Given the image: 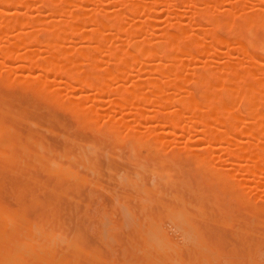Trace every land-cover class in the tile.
<instances>
[{
	"label": "rangeland",
	"instance_id": "374dc122",
	"mask_svg": "<svg viewBox=\"0 0 264 264\" xmlns=\"http://www.w3.org/2000/svg\"><path fill=\"white\" fill-rule=\"evenodd\" d=\"M28 1L32 3L31 5H33V6H32V8L31 7L30 8L33 11L29 12V10H28L29 13L27 12V14H29L31 16L36 15L34 13L37 12V10H36L37 7H38V9H39V7H41V10H42V5H38L39 1H42V0H28ZM52 1L55 4H57L58 6L64 7L65 11H64V16L62 17V19H64L66 24H68V25L65 24L64 27H62L63 25H61L62 28H57V26H55L54 28H57L60 31V32H58V34L61 35V37H62V35L66 34V37L63 36L62 38L63 39L65 38L66 40H68V42H70V43H64L65 41L61 42L58 39L60 42L57 41L56 46L58 49H62L66 54H71V52H73L72 50L81 46L79 44L80 38L78 37V40H77V37H75L76 36L75 34H74L75 36L74 35L72 36L69 34V27L73 26V21H75V19H77L76 17L73 16V14L75 13V11L81 12L82 10L94 7L93 5H91V3L92 2L95 3L96 1L95 0H78V1H82V4H79V6L73 5L72 3H70L67 0H52ZM117 1L118 0H99V2L103 4L99 7L100 11L98 9L95 11H92V9H91V11L94 13V15L100 13L101 17L106 15L104 13H101L103 11H105V13H107V14L112 12L113 14L116 15L118 22L120 23V25L123 28V29L121 28L122 30L116 34L101 36L104 38H98L97 43L100 45L102 51L99 49V52H97L96 54L91 56L92 64L95 66L93 68L97 72H100L98 74H101V70H102L101 68L104 67V66L101 67L102 61H104V59L107 58V56L106 57L104 56L105 55V52H104L105 49H108V50L110 49V51L117 50V51L122 52V53L124 51L126 53V57H127L128 55H131V49L132 48H130L131 46H127L125 43L131 35H134V34L136 35L139 33L143 37H145V36L149 37V34L157 35V34H161L162 32H168V31L170 33H173V31H171L170 29H167V25L170 23H173L175 21V19L182 23L181 27L184 28V35H190L189 39H191V41L193 43H195V42L199 43L200 42L199 36H192L191 32H190V30L193 29V27H191V25L193 23V17H194L193 13L189 10H187V12H183L182 15H178L175 12H173L171 8L173 5H175V3H173L174 0H158V3L160 2L159 6L157 7V5H156L154 7L156 10V13L154 10V13H151V15L153 17L151 16L152 18H149V19L147 16V14L149 13V10H144L141 7L137 8V12H135L133 14L127 13V15L124 16L123 14H121L118 11V9L121 7L118 6ZM123 1H126V0H123ZM127 1H130V0H127ZM141 1H142V5H143L146 0H141ZM231 1L236 2V0H231ZM113 2H115V3H113ZM132 2H133V0H132ZM137 2H138V0H137ZM118 3L121 4L120 2H118ZM155 4H157V3H155ZM254 4L255 3H252V5L250 4L251 7L253 6V8H248V9H254L255 7H258V6H256V4L255 5ZM250 5H249V7H250ZM260 5L263 6V8H264V5H262V4H260ZM225 6H221V7H225ZM21 8L23 10V7H21ZM210 9H211L210 14H214L216 12V10L213 9V7H211ZM8 10L13 11V12L15 11L10 6H9ZM8 10L5 11L6 12L5 15H0V23H3V21H5V20H10L9 15H8ZM24 10L23 11H21V9L18 10L19 14H17L14 17L10 16V18L14 19V18L19 17V16L24 17V15H23L24 13H22V12H25ZM121 12H122V10H121ZM45 13H48V15L45 14L46 16H48V18H45L46 16L43 15V16H45L44 17V21H45L44 23H45V26H48L49 20L52 21V19H50V18L54 19L55 17H53V16L51 17V14L49 12L45 11ZM76 14L77 13H75V15ZM27 17H28V15H27ZM56 17L59 18L58 15ZM69 18H71L73 21ZM45 19L48 20L47 23H46ZM54 20H57V22H58V19L55 18ZM52 22H54V21H52ZM54 23H50V24H54ZM89 25H87L86 28L89 27V29H91L92 25H90V26ZM65 26H67V27H65ZM21 28H22V30L20 29L21 31L17 30V28H16L17 32L13 31V35H14V32L16 35L18 32H19V34H21L20 32L26 33L28 31V29L26 27H21ZM67 30H68V32H67ZM10 31H4L1 34L0 44H2V42L4 43L5 40L9 39V36H11V34H12V31L11 32ZM47 32H49V30L45 31V33H47ZM146 33H147V35H146ZM218 33L222 36L224 35L223 31H220ZM41 35L43 36V33L40 34V37H42ZM187 38H188V36H187ZM154 40L151 42L153 48L151 49V54L149 55V57L143 58L140 60L141 67L139 64L137 66V68H138L137 70H136V68L133 69L134 72L131 70V68H128V67H130V64L132 62V61H130L131 59L129 60V58H128L130 56H128L127 59H128V61H130V64L128 62H127L128 64L124 62L123 66L119 67L117 69V71L119 73V77H121L120 82H118L114 79H110V81L112 80L113 83L112 82L110 83L109 81L107 83H105L107 86V89H112V87H111L112 85H114L113 87L115 88V84H116V86L122 85L123 87H125L128 90L127 92H125L124 96H129L131 93H133L137 89L139 92H141V89H143V86L146 87V85H155V86H161L162 85L163 86V84H164V86H165L166 81L168 79H171V78H167L165 76L164 77H157V76L154 77L153 76L154 79H149V78L147 79L146 78L147 77L146 76L147 70L150 71V69H153V68L156 70L161 65H163V68H164V65L166 66L169 63L165 59L158 57V55L156 54L155 49L159 45H155L157 43L154 42ZM208 41H206V42H208ZM209 43L207 45H211ZM84 45H85L84 49L87 51L89 46L87 43H85ZM84 45H82V46H84ZM89 45L91 46V45H93V43L89 42ZM207 45L205 44V47H203L200 54H197V53L192 54L191 59L190 58L181 59L182 57H179L177 55L178 49L180 46L175 44L172 47V54L173 55L175 54V56H174V60L172 59L173 61L172 60L171 61L173 63L179 64V66L182 68V71L187 73L186 69L188 68V69H190L189 72L192 73V71L194 69L196 70L197 68L203 67V66L204 67L205 66H211V67H215L216 69H219V68H221V65H224V63L226 61L227 62L232 61V60H230V59H233L231 57V55H234V56L236 55V53L234 52L235 50L233 51L230 46H229V49H231L232 51L227 49L230 52V54L228 51H227L228 53L225 52V53L229 54V55H227V54H220L219 52L214 53V51H212V48L214 49L215 46H213L211 48L210 46H207ZM231 46H232V48L235 47V45H233V44ZM31 48H34V47H31ZM37 48L38 47H36V49ZM41 48H43V47H41ZM216 48H215V51H217ZM218 50L223 51L222 48H219ZM38 52H40V51H38ZM85 55L86 54L83 52V56H85ZM81 59H80V61L77 59L79 62H77L75 64L78 71H80V69H82L84 67H88V66H86V63H84L85 60L82 61ZM241 59L243 60V57ZM234 60H236V59H234ZM0 63H1V58H0ZM158 64H160V65H158ZM241 64L245 65V63H241ZM156 65H158V67H155ZM253 66L256 67L252 61L247 67L254 69ZM161 68H162V66H161ZM3 72H4L3 68L0 67V73H3ZM184 72H182V73L180 71L175 72L173 74L174 76L172 77V75H171V77L174 80H175L174 77H176V78L177 77H184V79H186V82L188 83L192 80L191 78L193 76L191 74H186V73L184 74ZM150 73H151V71H150ZM150 73H147V74H150ZM213 73L217 77H221L223 75V73H221L220 70L213 71ZM16 74H21V76H19V79H21V80L25 79V80H29L30 82L36 83V81L32 78V75L30 78H27V76H28L27 71H21V72L17 71ZM155 78H157V79H155ZM51 79H53V77ZM57 79H56V81H57ZM134 80L135 81L139 80L140 82L139 81L138 82L139 83L142 82V85L140 87L138 86L135 90H133V89L130 90V88H131V87H129L130 82H132V81L135 82ZM261 81L264 83V78H260L259 75L255 74L252 77V79H250V81H246V85H250L253 87L254 85L255 86L258 85V83ZM169 83H170V81L168 82V84ZM6 84H7L6 82H3L0 80V124L2 126L7 127V128L9 127L8 128L9 130L11 128V132L13 133L12 142H14V144H15V147L13 149H14V152L17 156L16 157L17 161L15 163H12V164L7 163V161H4V158H2V156L0 155V194L2 195V196L0 195V209L2 210V213H6V215H4V216H8L11 219L14 218L12 220V222L15 226H14V230L13 231L11 230L12 231L11 234H10L11 226L10 227L8 226L9 229L5 230L4 232H3V227L0 228L2 230V231H0V234L2 232L4 234L6 233V235L4 236L5 240L2 241L0 239V255H1L0 256V264H2V263L5 264V262H6V264H9L8 261L3 262L2 257H3V255H5V253H15V251H17V250H14V247L16 248L19 245V243H22L21 248L19 247L20 251L21 250L22 251L21 252H19V250L17 251L20 254H18L16 252L17 256H20V258H21L18 264H30L31 262H32L31 264H42L43 262H44V264L45 263L46 264H53V263L56 264L57 262H58V264H59V262H60V264H67V263L72 264L73 262H74L73 264H76V263L77 264H89V263L90 264H102L103 261L107 264H108V261H110L112 264H115V263L116 264H122V263L123 264H125V263L126 264H150L151 261L154 262V264L157 262L159 264H165V263L169 264L168 263L169 261H167L168 259H165V257L162 258V255L166 256V254L161 252L162 255H160L158 252L154 251L152 248L147 246V244L145 242L148 239V236H147V232H148L147 230L148 229L147 228H149L148 227L149 223H150L149 226H151L152 223L153 224H158V223L161 224L162 223L161 225L158 224L159 226H161L160 229L167 232L168 237L175 244L178 245V246L176 245L177 249H181L180 254H179V252H178V254L181 257L180 259L182 260L183 264H188V263L189 264H202V258H203V260H205L204 264H212V262L215 264L216 260H218L216 264H223L222 262L224 260L229 261L230 262V263L228 262L229 264H250V262H252L253 260L254 261L252 262V264H258V263L264 264L263 263L264 262V252H263L264 251V227L262 226V225H264L263 224L264 223V195L263 196L252 195V189H254V188L264 189V173L263 172H261V173L258 172V173H255L253 175L252 174L247 175L244 172L239 171L240 176L235 177L234 180H240L243 183V185L240 186L239 190L242 192H245L247 194H242L240 191H238V192H236V191L232 192L231 191L232 195L236 194L237 196H239L238 198H234L228 192H226L227 191L226 189H224L226 191L221 189V188H223V185L221 183L220 184L217 183L216 180L213 178V176L211 175V173L208 170H204L201 167H198V165L196 163V159L192 154H190L189 152H187L185 150H178V149H180V148H176L178 146V144L173 143V141L172 142H169V141L163 142V147L166 149V152H167V153H164L165 152V151H163L164 148H153V146L149 147L146 145H140L141 147H138V146H135V144H133L128 138L122 137V135H121L122 140H120L121 137H115L112 133L107 132L106 131L107 126L103 125V124H105L104 122H105V119L107 117L113 118V117H118V116L122 115L123 116V122L121 123V125H115V126H112V128L114 130H123V129L127 130V129H129V130H133V132H135L137 134H141V135L144 134V132H147V129H145V128L148 127V124L149 125L154 124L152 121H150V119H149V121L151 123L149 121H147L148 119L145 120L144 118L140 121V123L138 122L139 123L138 125L132 123L130 118H131V114L133 112H135L134 108H133L134 106L133 107L127 106V107H124L121 109L119 108V109L115 110V112L114 111L112 112L111 109L109 108V100L112 99L113 96L110 93H108V92L102 93L100 96H98L96 98V100L98 101V103H97L98 106L95 107V109L92 111L94 113L96 112L99 120L96 122L94 121V123L90 122L92 124H90L89 122L84 124V123H81L80 121H78L77 117L72 113V111L69 110V112H68V109H66L64 107L61 108V106L52 103L47 97H45L39 93H36L35 91H33L29 88L22 87L18 84H15V83H14V86H12L13 82L8 83L9 86H7ZM51 85H53V82H51ZM74 86H76V85L74 84ZM51 87L53 88V86H51ZM76 87H74L73 93L70 94L69 89H67V87L64 84H62L61 88L59 89V93L57 94V97L60 100H64L66 98H67V100L79 99L78 101L82 104V106L84 108H86L90 104H92V102H90L88 99L91 96H93L92 95L93 91L91 89L88 90L87 88L83 89V91H82L80 89L78 90V88H76ZM76 90H78V91H76ZM33 93H35L37 98L38 97L39 98L38 99L35 98L36 97L35 95H34L35 97H33ZM93 94H94V92H93ZM176 94L178 96H181V95H183V92H182V90H180V91L176 92ZM256 95H257V98H259V97L264 98V93L261 94L260 96H258L259 94H255L254 97ZM149 96L148 97L151 100V104H153V100H155V99L158 100L159 98H161V96L164 98L163 95H161V96L160 95H153V96L149 95ZM239 97L235 96L233 99V102L238 103L237 100ZM90 100H91V98H90ZM147 101L149 102V100H147ZM149 105H150V103H149ZM149 105L147 107L145 106L146 111L151 112L153 109H155V110L157 109L156 108L157 104L155 105V107H153L152 105L151 106H149ZM43 107H44V109L46 108L44 111H47V112H44L42 110ZM177 108H178L177 106H168V107H166V110H164V111H165V113H166V111H168V112L173 111L174 112ZM51 110L52 111L54 110L53 114H52ZM55 111H56V114H55ZM164 111H160V112H164ZM173 112H171V113H173ZM65 115L66 116L68 115V116L66 117ZM147 115L151 116L152 114L147 113ZM150 116L149 117L146 116V117L150 118ZM230 116H232V112L230 113ZM74 117H76V118H74ZM233 117L235 118V124L238 125L237 127L241 126V124L243 122L247 121V118L242 117L241 115H233ZM54 121H56V122H54ZM29 122H31L34 125H32L31 123H30V125H28ZM96 123H102V125L100 124V126H99L97 124L98 125L97 126ZM146 124H147V126H146ZM93 125H96L98 129L96 130V128H95L96 126H93ZM33 127H35V128H33ZM40 128L43 130H41ZM257 128L258 129H264V121H261V124H257ZM44 129L46 132L44 131ZM198 129L199 128H197V130ZM164 130L168 131L169 129H166V128L163 129L162 128V131H164ZM160 131H161V129H160ZM56 133H58V134L56 135ZM193 133H195V131L194 132L188 131L187 133H185L183 135L182 134L181 135L176 134L177 135L176 139L180 143V145H183V143L188 142V141H191V143H192L195 140L197 141L196 143L198 146L203 145L204 141L200 140L198 138V136L197 135L195 136V134H193ZM59 135H63L64 137L59 136ZM164 136L168 140H170V138H168L170 136L167 137V134H164ZM40 137H42L43 139ZM59 137H60V139H59ZM29 138H30V140H32V142H30V140L29 141L27 140ZM65 138H68V140ZM71 138H73V139H71ZM249 140L250 139H248L247 137L241 136L242 143L247 142ZM39 143H41V145ZM72 143H73V145H72ZM253 143L255 144V146H257V145L263 146L264 145V141L261 138H256L255 141H253ZM81 144H84V145H81ZM20 145L23 146L25 148V150L26 149L28 150V151L26 150L27 151V154L25 155L26 157L23 155V151H21L22 149L21 150L19 149ZM37 145L38 146L40 145L42 147L39 149L40 146L38 147ZM86 146H90V147L87 148ZM216 146L217 147L215 148L214 152L211 154V157L208 160V163L215 166V167H222L223 166V168L224 167L228 168L229 166H227V164H226L227 162L225 161L226 153H224V151L222 149V144L218 143ZM91 147L93 148V150L94 149L95 150L92 151ZM129 147L131 148V151L134 154L131 153ZM20 148H22V147H20ZM42 148H43V150H42ZM48 148H49L50 154H52V156L49 155ZM232 148L233 147H231V149ZM96 149H98V150H96ZM87 150H90L91 152L87 151ZM171 150L176 154V156L172 160H171V158H172L171 157ZM68 151H70L69 153H71V154L68 155ZM58 152H59L60 156H58ZM89 152H90V154H89ZM93 152H95V155H93L94 154ZM53 153H55V154H53ZM83 153H84V156L86 157L87 161L84 159ZM33 154H37L38 156H40V157H38L39 161L37 162V164L35 163L36 155H33ZM104 155L105 156L107 155L106 156L107 158ZM33 158H34V162H32ZM47 158H48V160H47ZM73 158L75 160H72ZM118 158L121 160H118ZM19 159H20V161H19ZM106 159H108V161ZM245 159H247V158H245ZM41 160H43V161H41ZM52 160H53V162H52ZM57 160H58V162H57ZM84 160L86 161V163ZM71 161H74V163L76 165L74 163H71ZM240 161L238 163L239 165H240V163H241V165L243 163L251 164L250 162H248V160H240ZM22 162L24 163V167L22 165ZM87 162H88V164H87ZM46 163H49V166ZM17 164H18V166H17ZM39 164H42V165L38 166ZM26 165H27V168H25ZM91 165H92V168H91ZM58 166H61L62 168L59 167V169H61L63 171H65V169H67L65 167H68L69 168V169H67L68 172H69V170L71 173L73 171L72 174H74V175L77 173L76 177L79 179L81 178V176H84L86 178H84V177L83 178L86 181L84 179H82V180L78 179L77 180V179H75L74 175H73V177L69 176V178H68V175H65L64 172H62L64 174V176L67 178L66 179L63 175L61 176V173H60L61 171L57 172L58 175H52L51 176L48 174L49 170H51V172H53L52 170H55L53 173H55L57 170H59V169H57ZM141 166H142L143 171L140 170ZM29 167L30 168L32 167V168L30 169ZM51 167H53V168L50 169ZM54 167H56L57 170ZM93 167H94V169H93ZM153 167H154V169H153ZM79 168H80V170H79ZM32 169H34V170H32ZM41 169H42V171H41ZM85 169H86V171H85ZM89 169H90V173H92V174L89 173V171H88ZM105 169H106V171H105ZM108 171H110V173ZM152 171L153 172L155 171V173H151ZM97 172H98V174H96ZM59 173H60V175H59ZM120 173L122 175H124V176H122V178H120L121 177ZM167 173L169 175V179L165 180L166 179V178H164L165 176L162 177L161 174L164 175ZM96 175H98V176H96ZM119 175H120V177L118 178ZM168 175H167V177H168ZM58 176L63 177V178L59 179ZM91 176H92V178H91ZM125 177L130 182H127V181L125 182V180H126ZM27 178H28V180H27ZM162 178L164 179V181L166 183L161 181ZM73 179H74V181H73ZM108 179H110V180L108 181ZM119 179L120 180L122 179V181H119ZM123 181L125 182V184L123 183ZM134 181H135L136 186L134 185ZM152 181H154V182L152 183ZM182 181L184 184L182 183ZM119 182H121V183H119ZM83 183H86V184L83 185ZM88 183H90V185L91 184L92 185L90 186V185H88ZM93 184L96 185L97 187H100V189L96 188V186H94ZM121 184L123 187L120 186ZM141 184H143L144 186H142ZM150 184L151 185L153 184L155 188L153 187V185H152L153 188H151ZM126 185L128 187H126V189H125ZM130 186H132L133 188ZM145 186H147V188ZM186 186H187V188H186ZM70 187H71V189H70ZM130 188H132V189H130ZM50 189H52V191ZM141 189H143V190H141ZM101 190H104L105 192L101 191ZM228 190L230 191L231 188H228ZM107 191L110 195H108ZM158 191L160 192V194L158 193ZM191 191H194V194H193V192L191 194ZM142 193H143V195H142ZM144 193L146 194V196L144 195ZM157 194H159L160 196L159 195L157 196ZM63 195H65L66 197ZM122 196H126L127 198L122 197ZM168 196L170 197V199L168 198ZM187 196H188V198H187ZM226 196H227V198H226ZM114 197H115V199H114ZM174 197H176V198H174ZM146 198H147V200H146ZM117 199H118V201H117ZM148 199L150 200V202H152L151 204H150ZM76 200L78 201V203ZM100 200H101V202H99ZM113 200H116L119 204L116 203V201L114 202ZM182 200L184 201L185 211L182 210V207H183L182 206L183 205ZM214 200H216V201H214ZM141 201L143 203H141ZM133 202H135V203H133ZM179 202H181L182 205L179 204ZM114 203H115V205H114ZM122 203H124V204H122ZM148 203L150 204L151 208H149ZM225 203H227V205H225ZM143 204H145V205H143ZM188 204H190V205H188ZM85 205H88L89 208L86 206V209L88 208V211L85 209ZM160 205L163 207H160ZM190 206L195 208V210H193L192 207L190 208ZM142 207L143 208L145 207L146 210L144 211V209ZM14 209H16V210H14ZM166 209L168 210V212ZM169 209H171V210L169 211ZM178 209L180 211L182 210V212H183L182 216L180 214H177L180 218H178V216L176 215V218L174 220H172L171 214L174 211H175V213H177V212L182 213V212L178 211ZM85 210H86V212H85ZM128 210H129V213H128ZM211 210H212V212H210ZM124 211H125V217L123 219L122 217H123ZM186 211H188V214L191 215L192 217L191 216L187 217L188 214H186ZM170 212H171V214H170L171 216L170 217L168 216V218H167V215H169ZM197 212H198V214H197ZM2 213H0V217L2 216L1 215ZM10 213H13L14 216ZM107 213H109L108 218H109L110 222H108L109 220H107V217L105 216V215H107ZM130 214H132L133 216H131ZM184 214H186V216ZM199 214L201 216H203L202 219H201ZM21 215L24 217H22ZM103 215H104V217H103ZM113 216H115V217H113ZM193 216H195V218H193ZM19 217H22V218H19ZM105 217H106V219H105ZM131 217L134 219L132 220ZM147 217H148V219L152 218L151 220L154 221L155 223L152 221H151L152 223L149 222L150 220L148 221V219H146ZM158 217H159V219H158ZM184 217L186 219L185 220L186 222L183 219ZM227 217L231 218L232 220L228 219ZM252 217L254 218L253 222L251 221L253 219ZM23 218L25 219V221H20V220H24ZM125 218L127 221L134 224L133 225L130 223L133 227L131 225H129V228H127L128 222L126 221V223H125ZM143 219H145V220H143ZM177 219H178V221H177ZM180 219L182 222L180 221ZM261 220H263V222ZM134 221H136V222L139 221V223H138L139 225L136 222H135L136 223L135 224ZM143 221L145 222L144 225H143ZM187 221H188V223H190L191 227L193 226L195 228L196 234H198V236L201 237L202 241L205 242V244H203L200 241V239H198L197 236L195 238H194V236L192 237V234L195 232H190V230L188 233H191V234L186 233L187 231L183 232L185 229L189 228V224L188 225L185 224V223H187ZM221 221H222V224H221ZM223 221H225L226 224H228V222L231 221V224L230 223L228 224V225H230V228L229 227L227 228L228 225H226ZM103 222H105V223L103 224ZM175 222H177V225ZM205 222H207V223H205ZM251 222H252V224L254 223L253 226L251 225ZM122 223H123V226L125 223L124 227L122 226ZM178 223H180V226ZM109 224H110V226H109ZM183 224H185L186 227ZM257 224H259V225H257ZM112 225H114V226H112ZM174 225L179 226V227L176 228ZM200 225H203V226H200ZM223 225L225 227H223ZM21 226H23V229H21ZM102 226H103V228H102ZM138 226H139V228H142V227L143 228L140 230L138 228ZM168 226H170V227H168ZM25 227H26V229L28 228L26 230V233L24 230ZM46 227H47V230H46ZM19 228H20V230H19ZM37 228H40V230H37ZM104 228L107 230L106 232L108 234V235L106 234V237H105L106 232L104 231L105 230ZM110 228L115 229L116 231L114 230V232H113V230H112V232H109ZM124 228H126V229L124 230ZM181 228H183L184 230ZM48 229H50V230H48ZM118 229L120 230V232ZM134 229L136 232L134 231ZM143 229H144L145 234L142 232ZM22 230H24V231H22ZM181 230H183V231H181ZM235 230H237L238 232H236ZM239 230L240 231L242 230V232H244V233L240 232ZM14 231H15V233H14ZM50 231H52V233ZM102 231H103V233H102ZM174 231H176V232H174ZM181 232H183V233L181 234ZM18 233H20V234L18 235ZM33 233L35 234V236L32 237ZM40 233L43 235V237H45L44 234L47 235L46 240H44L45 238H43V237H38L41 235ZM101 234L103 235V238H102ZM253 234H254V236H253ZM48 235L52 238L53 237L56 238V244H55L54 238L53 239L51 238V240L48 239L49 238ZM182 235H183V240H182ZM186 235H189V236H186ZM193 235H195V234H193ZM24 236H25L26 240L24 239ZM56 236H58V237H56ZM60 236H62L63 238L65 237V238L63 239ZM73 236H74V238H77V237L78 238L76 240H74ZM110 237H112V238H110ZM139 237L141 239H139ZM184 237L186 238L185 240L187 242L184 240ZM191 237L193 240L192 239L189 240ZM6 238H7V240H6ZM28 239L29 240L32 239V241L30 240V242H27ZM108 239H110L111 243L114 241H116V242L114 244H110ZM142 239H144L145 241ZM68 240L70 242L69 243L70 248H68V245H65V244H68ZM106 240H107V242H106ZM112 240H114V241H112ZM132 240H133V242H132ZM15 241L18 242L17 246H16L17 242L15 243ZM36 241H37L38 245H37ZM102 241L106 242L105 245H104V242H102ZM120 241H121V243H120ZM182 241H183L184 245H187L185 249H184L185 246L182 244ZM189 241L191 244L189 243ZM24 242L26 244L30 243L29 244L30 246L32 244L31 251L30 250L28 251V248L26 249V247H25L26 244ZM50 242H52V243H50ZM197 242H199V243H197ZM10 243L12 245H15V246L13 247L12 245H10ZM23 244H25V246ZM73 244H74V247L77 244L76 247H79V249H78L79 251L77 250V252H75L76 247L74 248ZM194 244H195V246H197V244H200L201 246L198 245V247L200 246V248L202 247L203 249L199 250L198 247L197 248L195 247L196 249L193 248ZM55 245H56V247H55ZM181 245L184 247H180ZM30 246L27 245V247H29V249H30ZM37 246H38V249H37ZM47 246H48V248H47ZM40 247L41 248L43 247L45 249L42 251L43 248L41 249ZM71 247L73 248V250ZM106 247L108 249L111 248V252ZM123 247L124 248L126 247V248L124 249ZM130 247L133 249H131ZM39 248H40V250H39ZM137 248H138V252H137ZM204 248H206V249H204ZM49 249L52 252L51 251L49 252L48 251ZM122 249H124L123 251L126 252V254L124 253L125 255L122 254V252H123V251H121ZM13 250H14V252H13ZM80 250L83 251V253L81 252L82 254L80 253ZM206 250L207 251L209 250L208 254H209V252H210V254H211V252H213L211 255H214V256L218 255V256H215V257L213 256V258H212L209 254L208 256H210L211 257L210 258L207 256V254L205 252ZM41 251L43 252V254ZM139 251L141 252V254ZM142 251L149 253L153 257V259L155 258L154 259L155 261L151 258V256L149 254L145 253L146 255L150 256V257L146 256L147 258H150V260L148 259L149 261H146L147 258H145V256H144L145 254H144V252L142 253ZM200 251H203V253H205V254H203L202 252L200 253ZM1 252H3V253H1ZM30 252H32L33 253L32 255L33 256L35 255V257L39 256L38 259L36 258V260H35L32 257V255L29 254ZM53 252H55V253H53ZM87 252H88V254H87ZM155 252L157 253L156 255H155ZM215 252H217V254ZM260 252H262V253H260ZM21 253L22 254L24 253V254L21 255ZM128 253H130L131 255ZM48 254H51V256ZM60 254H62L63 257H62V255L60 256ZM85 254H87V255H85ZM89 254H91V255H89ZM257 254H259L260 258H262V259H260ZM77 255L79 256L78 257L79 260L77 258ZM95 255H96V257H93V259L97 260V262L94 261L90 257V256H95ZM262 255H263V257H262ZM29 256L31 259L29 258ZM74 256L76 258H74ZM175 256H176V254L173 252L167 254V257H170V258L172 257V259H175L177 257V256L176 257ZM107 257H109V258H107ZM59 258H60V260H59ZM219 258H222L223 260L219 259ZM237 258H238V261H237ZM23 259L24 260L26 259V260L23 261ZM33 259L35 261H32ZM42 259H44L45 261ZM53 259H55V260H53ZM72 259H74V261ZM123 259H124V261H123ZM211 259H212V261H211ZM40 260L43 262H41ZM51 260H53V261H51ZM77 260H78V262H77ZM258 260L261 262H259ZM140 261H142V262L140 263ZM170 261H172V260H170ZM174 261H172V262L175 264ZM12 262L13 261H11V263ZM105 263H103V264H105ZM111 263H109V264H111ZM224 263L226 264V262H224Z\"/></svg>",
	"mask_w": 264,
	"mask_h": 264
},
{
	"label": "bare ground",
	"instance_id": "6f19581e",
	"mask_svg": "<svg viewBox=\"0 0 264 264\" xmlns=\"http://www.w3.org/2000/svg\"><path fill=\"white\" fill-rule=\"evenodd\" d=\"M67 1H69L70 3H72L75 6H79V4H82V1H78V0H67ZM95 1H96L95 2L96 4L91 1L92 2L91 5H93L94 7L82 10L81 12L75 11V13H77L76 15H75V13L73 14V16L77 18V19H75V21H73L71 18H69L73 21V26L69 27V34L72 36L75 34L76 36L75 35L74 36L77 37V40L79 37L80 38L79 44L81 46L72 50L73 52H71V54H66L62 49H58L56 46L57 41H59V40L61 42L65 41L64 43H70L65 38L64 39L62 38L63 36L66 37V34L62 35V37H61V35L58 34V32H60V31L57 29V28L64 27V25L66 24L64 19H62V17L64 16V11H65L64 7L58 6L52 0H42V1H39V3H38V5H42V10H41V7H39L40 10L37 7V9H36L37 12L34 13L36 15L31 16V15L27 14V12H28V10H29V12L33 11V10H31L33 5H31L32 3L29 2L28 0H25V1L24 0H0V15H5L6 14L5 11L8 10L9 6L15 10L14 12L8 10V15H9L10 20H5V21H3V23H0V36L4 31H10V30L12 31V34H11V36H9V39L5 40L4 43L2 42V44H0V58H1L0 67H2L4 70L3 73H0V80L3 82H6L7 86H9L8 83L13 82L12 86H14V83H15V84H18L22 87L29 88V89L35 91L36 93H39V94L47 97L52 103L61 106V108L64 107V108L68 109V112H69V110L72 111V113L77 117L78 121H80L81 123H84V124L88 123V122L94 123V121L96 122L99 120L96 112L94 113L92 110H94L95 107L98 106V104H97L98 101L96 100V98L98 96H100L102 93L108 92L113 96V98L109 100V108L111 109L112 112L113 111L115 112V110H117L119 108L121 109V108H124L127 106H132V107L134 106L133 108H134L135 112H133L131 114V118H130L132 123L138 125L140 123V121L144 118L145 120L148 119L147 121H149V119H150V121H152L154 124L153 125L148 124V127H146L147 126V124H146L145 129H147V132H144V134L141 135V134H137V133L133 132V130H129V129H127V130H125V129L114 130L112 128V126L121 125V123L123 122V116L122 115L118 116V117H113V118L107 117L105 119V122H104L105 124H103V125L107 126L106 127L107 132L112 133L115 137H121V135H122V137L128 138L133 144H135V146H138V147H141L140 145H146L149 147L153 146V148H164L163 147L164 141H169V142L173 141V143L178 144V146L176 147V148H180L178 150H185V151L189 152L190 154H192L196 159V163H197L198 167H201L204 170H208L211 173V175L213 176V178L216 180V182L219 184L221 183L223 185V188H221L222 190L226 189L227 191L226 190H224V191L228 192L234 198H238L239 196H237L236 194L232 195L231 191L232 192H234V191L238 192V191H240L239 190L240 186L243 185V183L240 180H234L235 177L240 176L239 171H242L247 175H251V174L253 175V174L258 173V172L264 173V145L263 146L262 145L255 146V144L253 143V141H255L256 138H261L264 141V129H258L257 128V124H261V121H264V98L263 97L257 98V95L254 97L255 94H259L258 96H260L261 94L264 93V83L261 81L258 83V85H256V86L254 85L253 87L250 85H246V81H250V79H252V77L255 74L259 75L260 78H264V8H263V6L260 5V4L264 5V0H239V1L236 0V2H232L231 0H174L173 3H175V5H173L171 8L173 12H175L178 15H182L183 12H187V10H189L193 13L194 17H193V23L191 25V27H193V29H191L190 32H191L192 36H199L200 42L199 43L198 42L193 43L191 41V39H189L190 35H184V28L181 27L182 23L175 19V21L173 23H170L167 25V29H170L171 31H173V33H170L168 31V32H162L161 34H157V35L149 34V37H147L145 35H144L145 37H143L142 35H140L138 33L136 35L135 34L131 35L128 38V40L126 41L125 44L127 46H131L130 48H132L131 49V55H128L130 57L127 56L129 58V60L131 59L130 60V61H132L131 64H130V61H128V59L126 57V53L124 51L122 53V52H119L117 50L110 51V49L109 50L105 49L104 50V52H105L104 56L105 57L107 56V58L104 57L105 59L101 63V67L104 66L103 68H101L102 69L101 74H98L100 72H97L93 68L95 66L92 64V59H91V56L96 54L97 52H99V49L102 51L100 45L97 43V40H98V38H104L101 36L116 34L119 31H121L123 28L120 25V23L118 22L116 15L113 14L112 12L107 14V13H105V11H103L104 10L103 9L102 10L103 12H101V13L106 14L105 16L101 17L100 13L94 15V13L92 11H95L97 9L99 10V7L101 5H103L102 3L99 2V0H95ZM118 2H120L121 4H119ZM113 3H115V2H113ZM155 3H157V4H155ZM252 3H255L256 6H258V7H255L254 9H248V8H253V6L251 7ZM117 4L119 7H121V8H119L120 10L118 9V11L121 14H123L124 16L127 15V13L133 14V13L137 12L138 7H141L144 10H149V13L147 14L148 19H149V18L153 17L151 15V13H154V10H155L154 7L156 5L158 7L160 2L158 3V0H146L145 3L142 5L141 0H138V2H137V0H135V1L133 0V2H132V0H130V1H127V0L126 1H123V0L119 1L118 0ZM249 5H250V7H249ZM221 6H225L226 8L221 7ZM21 7H23V10L25 9L24 10L25 12H22V13H24L23 15L25 18L23 16L22 17L19 16V17H16L14 19H11L10 16L14 17L17 14H19L18 10L21 9V11H23ZM211 7H213V9L216 10V12L214 14H210V10H211L210 8ZM91 9H92V11H91ZM121 10H122V12H121ZM45 11L49 12L51 14V17L53 16L56 19H58V22H57V20H54L55 18L54 19L50 18L55 23L52 22L51 20H49L50 23H54V24H50L48 22V26H45L44 17L46 15H48V13H45ZM155 13H156V10H155ZM27 15H28V17H27ZM43 15H45V16H43ZM57 15L59 16L60 19L56 17ZM45 18H48V16H46ZM47 21L48 20H46V23H47ZM89 24L92 25L91 29H89V27L86 28V26ZM61 25H63V26L61 27ZM66 25H68V24H66ZM55 26H57V28H54ZM21 27H26L28 29V31L26 33L20 32L21 34H19V32H18L15 35V32H17L16 28H17V30L21 31L22 30ZM65 27H67V26H65ZM46 30H49V32L45 33ZM13 31H15L14 35H13ZM220 31L224 32L223 36L218 33ZM67 32H68V30H67ZM41 33H43V36L41 35L42 37H40ZM146 35H147V33H146ZM187 36H188V38H187ZM153 40H154V42L157 43L155 45H159L155 49V52L158 55V57L165 59L169 63L166 66L164 65V68H163V65H161L162 68H161V66L158 67V65H160V64L156 65L155 67H158V68L156 70L154 68L150 69L151 73H150V71L147 70V72H146L147 77L146 78L147 79L148 78L154 79L155 76H157V77H164L165 76L167 78H171V79H168L166 81L165 86H164V84H163V86L162 85L161 86L146 85V87L143 86V89H141V92H139L138 89L137 90H135V89L138 86L140 87L142 85V82L139 83L140 82L139 80H137V81L134 80L135 82H133V81L130 82L129 87H131L130 90L133 89L135 91L133 93H131L129 96H124L125 92H127L128 90L125 87H123L122 85L116 86V84H115V88L113 87L114 85H112L111 86L112 89H107V86L105 83H107L108 81L110 83L111 82L113 83V81L112 80L110 81V79H114V80L120 82L121 77H119V73H118L117 69L119 67H122L124 62L125 63L128 62L130 64V67H128V68H131L132 71L135 68L137 70L138 69L137 66L139 64L141 67L140 60L143 58L149 57V55L151 54V49L153 48L151 42ZM206 41H208V42H206ZM89 42L93 43V45L90 46ZM85 43H87L89 46L87 51L84 49ZM208 43L211 45H207ZM175 44L180 46L178 49L177 55L179 57H182L181 59H188V58L191 59L192 54H196V53L200 54L203 47H205V44L207 46H210L211 48L213 46H215L214 49L212 48V51H214V53L219 52L220 54H227L229 52L228 50L232 49L233 51L235 50L234 52L236 53V55L235 56L231 55V57L233 59H230V60H232V61H228V62L226 61L227 63L225 62L224 65H221V68H219V69H216L215 67H211V66H205V67L203 66V67L197 68L196 70L194 69L192 71V73L189 72L190 69L187 68L186 69L187 73H186V72L182 71V68L179 66V64L172 62L174 60V56H175V54L174 55L172 54V47ZM232 44L235 45V47H233L234 49L231 46ZM82 45H84V46H82ZM229 46L231 47V49H229ZM31 47H34V48H31ZM36 47H38L40 50L38 48L36 49ZM41 47H43V48H41ZM215 48L217 51H215ZM219 48H222L223 51H219L218 50ZM37 50L40 52H38ZM83 52L86 54L85 56H83ZM225 52H227V53H225ZM229 54H230V52H229ZM229 54H227V55H229ZM242 57H243L244 61L241 59ZM77 59L79 61H80V59L82 61L85 60L84 63H86V66H88V67H84V68L80 69V71H78L77 67L75 66V64L77 62H79ZM234 59H236V60H234ZM252 61H253L254 65L256 66V67L253 66L254 69L247 67ZM241 63H245V65H242ZM217 70H220L221 73H223V75L221 77H217L213 73V71H217ZM17 71L18 72L27 71L28 72L27 78H30L32 75V78L36 81V83L30 82L29 80H25V79L24 80L19 79V76H21V74H16ZM178 71H180L181 73L184 72V74L185 73L191 74L193 76L191 78L192 80L187 83L186 79H184V77H177V78L174 77L175 80L172 79V77L174 76L173 74L175 72H178ZM147 73H150V74H147ZM171 75H172V77H171ZM52 77H53V79H51ZM56 79H57V81H56ZM155 79H157V78H155ZM169 81H170V83L168 84ZM51 82H53V85H51ZM62 84H64L67 87V89H69L70 94L73 93V91H74L73 89L76 86H77L76 88H78V90L80 89L82 91L85 88H87L88 90L91 89L94 92V94L92 92L93 96L90 97L92 101L90 100V98L88 100L90 102H92V104H90L88 107L84 108L82 106V104L78 101L79 99L67 100V98H66L64 100H60L57 97V94L59 93V89L61 88ZM74 84L76 86H74ZM51 86H53V88ZM78 90H76V91H78ZM180 90H182L183 95L178 96L176 94V92H178ZM34 95H35V93H33V97L36 96V95L35 96ZM149 95H152V96L153 95H160V96L163 95L164 98L161 96V98H159L158 100L157 99H155L156 101L153 100V104H151V100L149 99V97H150ZM235 96H237V97L240 96L237 100L238 103L233 102V99ZM35 98H37V96ZM147 100H149V102ZM149 103H150V105H149ZM148 105L149 106L152 105L153 107H155V105H156L157 109L156 110L153 109L154 111L152 110L151 111L152 113L148 112L145 110V108ZM168 106H177L178 108L174 112L171 111L173 113H171L170 111L169 112L166 111V113H165L164 110H166V107H168ZM45 109H44V107L42 108L43 111ZM160 111H164V112H160ZM44 112H47V111H44ZM231 112H232V116H230ZM53 113H54V110L52 111V114ZM147 113H150L152 115L151 116L147 115ZM55 114H56V111H55ZM233 115H241L242 117H246L247 121L243 122L241 124V126L237 127L238 125L235 124V118L233 117ZM146 116L147 117L150 116V118H147ZM76 117H74V118H76ZM54 122H56V121H54ZM30 123L31 122H29L28 125H30ZM102 123H96V125L98 124L100 126V124L102 125ZM90 124H92V123H90ZM32 125H34V124H32ZM96 125H93V126H96ZM97 126L95 127L96 130L98 129ZM8 128L5 126H2L0 124V155L2 156V158H4V161H7V163L12 164V163H15L17 161V158H16L17 156H16L14 149H13L15 147L14 142H12L13 133L11 132V128H10V130ZM33 128H35V127H33ZM162 128L163 129L166 128L169 130L168 131H166V130L162 131ZM197 128H199V129L197 130ZM160 129H161V131H160ZM41 130H43V129H41ZM44 131H45V129H44ZM188 131H193V132L195 131V133H193V134H195V136L197 135L200 140L204 141L203 145L198 146L196 143L197 142L196 140L194 141L195 143L194 142L191 143V141H188V142L183 143V145H180V143L176 139L177 138L176 134H180V135L182 134L183 135V134L187 133ZM57 134L58 133H56V135ZM164 134H167V137L170 136V137H168V138H170V140H168L164 136ZM59 136H63V135H59ZM241 136H245L248 139H250L251 141L249 140L247 142L242 143ZM122 137L120 140H122ZM40 138H42V137H40ZM59 139H60V137H59ZM65 139L68 140V138H65ZM71 139H73V138H71ZM27 140L29 141L30 138ZM30 142H32V140H30ZM218 143L222 144V149H223L224 153H226L225 156H226V159L227 158L228 159L227 160L225 159V161L227 162L226 163L227 166H229L228 168H225V167L223 168V166L222 167H215V166L208 163V160L210 159L211 154L214 152L215 148L217 147L216 145ZM39 144L41 145V143H39ZM72 145H73V143H72ZM81 145H84V144H81ZM20 147H22V148H20ZM20 147H19V149L20 150L22 149L21 151H23V155L25 156L27 154L28 150L26 149L27 150L26 151L25 148L21 145H20ZM41 147L42 146H40L39 149ZM86 147L88 148L90 146H86ZM231 147H233V148L231 149ZM42 150H43V148H42ZM48 150H49V148H48ZM94 150L92 148V151H94ZM96 150H98V149H96ZM87 151H90V150H87ZM130 151H131V148H130ZM163 151H165L164 153H167L165 148ZM69 152L70 151H68V155L71 154ZM90 152H89V154H90ZM95 152H93L94 153L93 155H95ZM131 153L134 154L132 151H131ZM53 154H55V153H53ZM33 155H36L35 163L37 164V162L39 161L38 157H40V156H38L37 154H33ZM49 155L52 156V154H50V150H49ZM58 156H60L59 152H58ZM83 156H84V153H83ZM175 156H176V154L171 150V157H172L171 160L174 159ZM245 158H247V159H245ZM84 159L87 161L85 156H84ZM47 160H48V158H47ZM72 160H75V159L73 158ZM106 160L108 161V159H106ZM118 160H121V159L118 158ZM240 160H248V162H250L251 164L243 163L241 165V163H240V165H239L238 163ZM19 161H20V159H19ZM41 161H43V160H41ZM86 161H85V163H86ZM32 162H34V158H33ZM52 162H53V160H52ZM57 162H58V160H57ZM71 163H74V161H71ZM46 164H48V166H49V163H46ZM87 164H88V162H87ZM22 165L24 167L23 162H22ZM40 165H42V164H39L38 166H40ZM92 165H91V168H92ZM17 166H18V164H17ZM59 167H61V166H58L57 169H59ZM25 168H27V165ZM52 168L53 167H51L50 169H52ZM54 168L56 169V167H54ZM65 168L69 169L68 167H65ZM42 169H41V171H42ZM67 169H65V171L59 169L55 173H53L55 170H52L53 172H51V170H49L48 174L51 176L52 175H58L57 172L61 171L60 172L61 176L62 175L64 176V174H65V175H68V178H69V176L73 177V175H74V174H72L73 171L71 173L70 170L68 172ZM86 169H85V171H86ZM93 169H94V167H93ZM153 169H154V167H153ZM32 170H34V169H32ZM79 170H80V168H79ZM140 170L143 171L142 166L140 167ZM88 171L90 173V169ZM105 171H106V169H105ZM62 172H64V174ZM108 172L110 173V171H108ZM60 173H59V175H60ZM151 173H155V171L154 172L152 171ZM90 174H92V173H90ZM96 174H98V172ZM167 175H168V173L164 174V175L161 174L162 177L165 176L164 177V178H166L165 180L169 179V175H168V177H167ZM74 176H75V179H77V180L79 179L76 177L77 173ZM96 176H98V175H96ZM122 176H124V175L121 174V177L119 175L118 178L119 177L122 178ZM83 177L84 176H81V178L79 180L86 178V177H84V178ZM58 178L61 179L63 177L58 176ZM91 178H92V176H91ZM27 180H28V178H27ZM109 180L110 179H108V181ZM73 181H74V179H73ZM119 181H122V179L121 180L119 179ZM126 181L130 182L127 180V178H126L125 182ZM161 181L165 182L163 178L161 179ZM125 182L123 181L124 184H125ZM153 182L154 181H152V183ZM119 183H121V182H119ZM182 183H183V181H182ZM84 184H86V183H83V185ZM88 185H90V183H88ZM134 185H135V181H134ZM141 185L144 186L143 184H141ZM152 185H151V188L154 187V185H153V187H152ZM94 186H96V185H94ZM120 186H122V184ZM126 187H128V186L126 185L125 189H126ZM130 187H132V186H130ZM145 187L147 188V186H145ZM96 188L100 189V187H97V186H96ZM132 188H130V189H132ZM186 188H187V186H186ZM228 188H231V190L229 191ZM70 189H71V187H70ZM50 190L52 191V189H50ZM141 190H143V189H141ZM101 191H104V190H101ZM192 192L194 194V191H191V194H192ZM240 192L242 194H247V193L242 192V191H240ZM107 193H108V191H107ZM158 193L160 194L159 191H158ZM159 194H157V196ZM108 195H110V194L108 193ZM142 195H143V193H142ZM144 195L146 196L145 193H144ZM252 195L263 196L264 195V189H257V188L252 189ZM63 196H65V195H63ZM122 197H126V196H122ZM168 198L170 199L169 196H168ZM174 198H176V197H174ZM187 198H188V196H187ZM226 198H227V196H226ZM114 199H115V197H114ZM146 200H147V198H146ZM113 201L115 202L116 200H113ZM117 201H118V199H117ZM117 201H116V203H118ZM214 201H216V200H214ZM99 202H101V200ZM149 202H150V200H149ZM77 203H78V201H77ZM133 203H135V202H133ZM141 203H143V202L141 201ZM151 203L152 202H150V204ZM122 204H124V203H122ZM150 204H149V208H151ZM179 204L182 205L181 202H179ZM114 205H115V203H114ZM143 205H145V204H143ZM188 205H190V204H188ZM225 205H227V203H225ZM86 206L88 207V205H85V209H86ZM182 206H183L182 210L185 211L184 201H183ZM160 207H163V206L160 205ZM191 207L192 206H190V208ZM88 208L86 209L87 211H88ZM143 209H144V211L146 210L145 207ZM192 209L195 210V208H193V207H192ZM14 210H16V209H14ZM86 210H85V212H86ZM170 210L171 209H169V211ZM182 210L180 211L178 209V211H180V212H182ZM0 211H1L0 213H2L1 209H0ZM125 211H124V214L122 217L123 219L125 217ZM167 212H168V210H167ZM210 212H212V210ZM128 213H129V210H128ZM10 214L13 215V213H10ZM108 214L109 213H107V215H105L107 217V220H109ZM170 214H171V212L169 213V215H167V218H168V216L170 217L172 215L171 219L174 220L176 218L177 214H180L182 216L183 212L182 213H178V212L175 213V211H174L171 215ZM186 214H188V211H186ZM186 214H184V215L186 216ZM197 214H198V212H197ZM1 215L2 216L0 217V228L3 227V232H4L5 230L9 229L8 226L9 227L11 226V228H10V234H11L12 231L14 230V226H15L12 222V220L14 218L11 219L8 216H4V215H6V213H2ZM130 215L133 216L132 214H130ZM189 216H191V215L188 214L187 217H189ZM22 217H24V216H22ZM22 217H19V218H22ZM103 217H104V215H103ZM106 217H105V219H106ZM113 217H115V216H113ZM200 217H201V219L203 218V216H201V215H200ZM229 217H227V218L231 219ZM178 218H180V217L178 216ZM193 218H195V216H193ZM131 219L133 220L134 218L131 217ZM146 219H148V217ZM151 219L152 218L148 219V221L150 220L149 222H151L152 221ZM158 219H159V217H158ZM183 219H184V221L186 220L185 217ZM143 220H145V219H143ZM253 220H254V218L251 221L253 222ZM20 221H25V219L20 220ZM126 221L127 220L125 218V223H126ZM177 221H178V219H177ZM180 221H181V219H180ZM261 221L263 222V220H261ZM105 222H103V224ZM108 222H110V220ZM127 222L129 223V224L127 223V225H128L127 228H129V225H131L133 223H131L129 221H127ZM135 222L136 221H134V223ZM152 222H154V221H152ZM223 222L226 224L225 221H223ZM252 222H251V225L253 226L254 223L252 224ZM125 223H124V226H125ZM136 223L138 224L139 221ZM144 223L145 222L143 221V225H144ZM175 223L177 225V222H175ZM205 223H207V222H205ZM229 223L231 224V221H229L228 224ZM158 224H160V223H158ZM158 224L152 223V225L149 226L150 225V223H149V225H148L149 228H147L148 230L146 229L148 231L147 232L148 239L146 241L144 239H142V240H144L146 242L147 246L152 248L154 251L158 252L160 255H162L161 252L166 254V256L162 255V258L165 257V259H168L167 261H169L168 262L169 264H172L173 263L172 261H174V260H175L174 261L175 264H183L182 260L180 259L181 257L179 256L181 249H177L178 245L175 244L168 237L167 232L160 229L161 226H159ZM178 224L180 226V223H178ZM185 224H187V225L189 224V228H187L185 230L183 228H181L184 230V231L183 230H181V231H183V232L187 231L186 233H188L189 230H190V232H195V228L193 226L191 227L190 223H188V221ZM185 224H183V225L185 226ZM221 224H222V221H221ZM228 224H226V225H228ZM257 225H259V224H257ZM109 226H110V224H109ZM112 226H114V225H112ZM122 226H123V223H122ZM179 226H175V227L178 228ZM200 226H203V225H200ZM262 226L264 227V225H262ZM47 227H46V230H47ZM168 227H170V226H168ZM223 227H225V226L223 225ZM228 227L230 228V225H228L227 228ZM102 228H103V226H102ZM138 228H139V226H138ZM142 228H139V229L141 230ZM21 229H23V226H21ZM27 229L25 227V229H24L25 233H26ZM125 229L126 228H124V230ZM19 230H20V228H19ZM24 230H22V231H24ZM37 230H40V228H37ZM48 230H50V229H48ZM110 230H109V232H112V230L114 232L115 229L110 228ZM0 231H2V230L0 229ZM104 231L106 232L107 230L105 229ZM134 231H135V229H134ZM235 231L238 232L237 230H235ZM3 232L0 234V239L2 241L5 240L4 236L6 235V233L4 234ZM50 232L52 233V231H50ZM119 232H120V230H119ZM142 232L144 233V229ZM174 232H176V231H174ZM183 232H181V234ZM240 232H242V230ZM14 233H15V231H14ZM102 233H103V231H102ZM242 233H244V232H242ZM19 234L20 233H18V235ZM106 234H107V232L105 233V237H106ZM188 234H191V233H188ZM193 234H195V235H193ZM193 234H192V237L194 236V238H195L197 236L198 239H200V241L203 244H205V242L202 241L201 237L198 236V234H196V232ZM44 235H45V237H43L42 234L38 237H43V238H45L44 240H46L47 235L46 234H44ZM33 236H35L34 233H33L32 237ZM101 236L103 238L102 234H101ZM186 236H189V235H186ZM253 236H254V234H253ZM56 237H58V236H56ZM60 237H62V236H60ZM185 237H184V240L186 239ZM192 237L189 240H191ZM7 238H6V240H7ZM51 238L52 237L49 236L48 239L51 240ZM73 238H74V236H73ZM77 238H74V240H76ZM110 238H112V237H110ZM24 239H25V236H24ZM32 239H30V240L32 241ZM139 239H141V238L139 237ZM28 240H27V242H30V240L29 241ZM54 240H55V244H56V238H54ZM182 240H183V235H182ZM108 241L110 242V239H108ZM112 241H114V240H112ZM16 242L17 241H15V243ZM102 242H104V241H102ZM106 242H107V240H106ZM106 242H104V245ZM115 242L116 241H114L112 243L110 242V244H114ZM132 242H133V240H132ZM36 243H37V241H36ZM50 243H52V242H50ZM69 243L70 242L68 240V244H65V245H68V248H70ZM120 243H121V241H120ZM189 243H190V241H189ZM197 243H199V242H197ZM17 244H18V242L16 243V246H17ZM25 244H23V245L25 246ZM29 244L27 243L25 247H26V249L28 248V251L29 250L31 251L32 244H31V246ZM74 244H73V247H74ZM182 244L184 245L183 241H182ZM10 245H12V244L10 243ZM19 245L17 246L18 248L17 247L15 248L14 247L15 245H12V246L14 247V250H17V251L19 250V252H21L22 250L20 251V248H21L22 243H19ZM27 245L30 246V249H29V247H27ZM37 245H38V243H37ZM198 245H200V244H197V246H195V244H194V247L193 246L192 247L197 248ZM76 246H77V244H76ZM184 246L181 245L180 247H184V249H185L187 245H184ZM200 246L198 247L199 250L203 249L202 247L200 248ZM55 247H56V245H55ZM40 248H39V250H40ZM47 248H48V246H47ZM37 249H38V246H37ZM44 249L45 248H43L42 251ZM78 249H79V247H76L75 252H77ZM124 249H122L121 251H123ZM131 249H133V248H131ZM204 249H206V248H204ZM14 250H13V252H14ZM72 250H73V248H72ZM108 250H110V252H111V248ZM17 251H15V253H5V255H3V257H2L3 262L8 261V263L10 264L11 261H13L11 264H18L21 258H20V256H17V254H16ZM48 251L50 252L51 250L49 249ZM208 251L207 250L205 251L207 256L210 254V252L208 254ZM19 252H17V253L20 254ZM81 252L83 253V251L80 250V253ZM137 252H138V248H137ZM143 252H144V254L146 253L145 251H142V253ZM156 252H155V255L157 254ZM172 252L175 253L177 256V257L175 256L176 257L175 259H172V257L171 258L167 257V254L172 253ZM178 252H179V254H178ZM201 252L203 253V251H200V253ZM1 253H3V252H1ZM53 253H55V252H53ZM124 253L126 254V252L123 251L122 254H124ZM212 253L213 252H211V254ZM215 253L217 254V252H215ZM260 253H262V252H260ZM23 254L21 253V255H23ZM29 254L32 255L33 253L30 252ZM42 254H43V252H42ZM87 254H88V252H87ZM87 254H85V255H87ZM128 254H130V253H128ZM140 254H141V252H140ZM146 254H149V253H146ZM146 254L144 255L145 258H147L146 256H148ZM203 254H205V253H203ZM211 254H210V256L213 258L214 255H211ZM48 255L51 256V254H48ZM61 255L62 254H60V256ZM89 255H91V254H89ZM257 255L260 258V255L259 254H257ZM150 256H148V257H150ZM210 256H208V257H210ZM215 256H218V255H215ZM32 257L36 260V258L38 259L39 256L35 257V255L34 256L32 255ZM62 257H63V255H62ZM78 257L79 256L77 255V258ZM90 257L93 259V257H96V255L90 256ZM262 257H263V255H262ZM29 258H30V256H29ZM74 258H76V257L74 256ZM107 258H109V257H107ZM151 258L153 259L152 256H151ZM34 259L32 261H35ZM148 259L150 260V258H147L146 261H149ZM219 259H222V258H219ZM260 259H262V258H260ZM25 260L23 259V261H25ZM42 260H44V259H42ZM53 260H55V259H53ZM53 260H51V261H53ZM59 260H60V258H59ZM72 260L74 261V259H72ZM78 260H79V258H78ZM78 260H77V262H78ZM93 260L97 262V260H95V259H93ZM170 260H172V261H170ZM123 261H124V259H123ZM204 261L205 260H203V258H202V264H204ZM211 261H212V259H211ZM217 261L218 260H216V263H217ZM237 261H238V258H237ZM41 262H43V261H41ZM141 262L142 261H140V263ZM224 262H226V264L230 263L229 261H225V260L222 263L225 264ZM252 262H250V264H252ZM259 262H261V261H259ZM103 263H105V262L103 261ZM109 263H111V262L108 261V264ZM2 264H4V263H2ZM5 264H6V262H5ZM42 264H44V262ZM56 264H58V262ZM59 264H60V262H59ZM105 264H107V263H105ZM150 264H154V262L151 261ZM155 264H159V263L157 262ZM212 264H214V263L212 262Z\"/></svg>",
	"mask_w": 264,
	"mask_h": 264
}]
</instances>
